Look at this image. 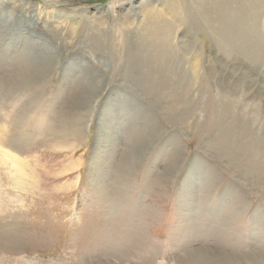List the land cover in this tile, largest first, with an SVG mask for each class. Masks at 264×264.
<instances>
[{"label":"rangeland","instance_id":"1","mask_svg":"<svg viewBox=\"0 0 264 264\" xmlns=\"http://www.w3.org/2000/svg\"><path fill=\"white\" fill-rule=\"evenodd\" d=\"M126 1L0 0V92L11 96L0 102V150L16 154L28 178L21 190L0 151V264H201L206 256L262 264L264 168L246 164L242 148L221 151L234 136L212 139L201 107L212 101L214 108L217 91L223 92L249 126L244 144L264 139V0H254L263 6L258 11L230 3L221 22L211 0H190L199 15L212 13L207 28H229L226 44L193 35L188 18L174 22L173 46L177 53L190 50L181 67L192 82L178 108L196 106L192 117L165 109L172 89L139 91L122 72L121 43L144 40L148 10L175 21L165 0H133L138 18ZM121 30L130 32L128 42ZM90 32L103 47L87 42ZM241 33L263 39L258 61L251 55L259 50ZM31 60L40 62V78L29 89L26 82L15 88L14 73L31 69ZM42 60L48 61L41 77ZM94 84L111 88L102 93L98 87L102 99L92 111ZM20 92L27 96L20 100ZM109 94L119 109L147 107L157 131L150 146L151 132L136 110L108 109L110 130L101 125L99 110ZM136 144L140 162L124 173L121 154Z\"/></svg>","mask_w":264,"mask_h":264},{"label":"bare ground","instance_id":"2","mask_svg":"<svg viewBox=\"0 0 264 264\" xmlns=\"http://www.w3.org/2000/svg\"><path fill=\"white\" fill-rule=\"evenodd\" d=\"M72 1H74V0H72ZM132 1L133 0H128V1H126L125 4H130V7L132 8L131 12L135 16V18H138V17H140V13L137 11V8L135 7V5L133 4ZM165 1L164 2L168 6L167 7L168 12H169L168 14L171 15L175 21L171 22L166 18V16L157 15V13L154 9H152L151 11L148 10L144 14V17L142 18V23H143L142 32L146 33L144 40L139 38V39H137V42H136V40L134 38V42L136 44H126V43L123 44V43H121V53H120L122 55L121 60H123L122 62L125 63L122 72H128L130 74L131 78L133 79L131 81H135V83H136L135 89L138 88L139 91H141V89H143L144 91H146V93H148V92H154L155 90L156 91H159V90L165 91L168 89H172L169 91H173V93H171V94H169V96H167V98L169 97L168 102H169L170 106H165V109L173 110L176 113L180 112V114L184 112L186 114L185 117L186 116L192 117L193 113L196 110H198V108L196 106H188L189 107L188 111H186V109H185L187 106H183L182 108L181 107L178 108V106L180 104H182V103L185 104L184 96H185V94L189 93V91L192 87V82H190L191 80H189V76H188L189 73L185 74L186 71L184 72L183 71L184 69L181 67L182 66V64H181L182 59L187 57V54L190 50L189 49L186 50L185 47H180L179 52L177 53V51L174 49V46H173V35H174L175 31L177 30V27L174 24V22L176 24L180 23L181 25H183L188 18L189 22H190L189 26L194 31L193 35L194 34H201L204 37L203 41H205V39H206L209 43H210V40H212L214 42L220 41L221 44H226V42H224V36H222V35H225V33H229V28H228V26L223 27V31H224V29L228 28L224 32H220V31L217 32V31H214L212 28H207L208 25H211L212 13H208V10H207L202 15L201 14L199 15L197 13V11L194 9V4H193V2H191L192 0L191 1L185 0L186 6L184 8H183V6H182L183 4L180 2V0H165ZM211 1L214 3L213 8H214L216 14H218V9L220 10V13H219L220 16L215 18L216 21L218 20L220 22L223 21L222 14L225 12V10L227 9V5H229L230 3L237 2V3H242L243 5L245 3V4H247V7H251L252 11H258L260 8L263 7V6H261L262 4L260 2H258V4H256L255 3L256 1L254 2V0H250V1L249 0L248 1L247 0H238V1H236V0H211ZM245 1H247V2H245ZM251 1H252V3H250ZM219 4H222V7ZM217 6H218V8H217ZM227 10H229V9H227ZM134 11H137L138 14L134 13ZM119 33H120V35H123L122 37L124 38V40L126 38V42H128L130 32L126 31V30H121V31H119ZM221 36L223 37V41H221ZM244 38L245 39L247 38V40L244 42H249V45L251 44V46L254 49L259 50V51L254 50L253 55H251V59L258 61L259 55L261 52L260 43L263 42L262 41L263 39L261 40L260 36L258 34L257 38L260 39L259 40L260 43L259 42L257 43L258 40L256 41V39H255L253 41L254 38L251 37L250 33L248 35L244 36ZM85 39L87 40L88 43H92L94 47L95 46L96 47H100V46L103 47L104 40L103 39L100 40V38L96 39V37L93 35V32H90L89 34H87L85 36ZM110 47L111 46L109 45L108 48H110ZM144 48L146 49V53L144 51ZM35 61H37V60H34V61L31 60V62H29V63H31V65H33V67L31 69L27 68L25 71H23V70L20 71L18 69L14 73L15 78H14V81L13 80L12 81L16 85L15 88H17V84H18V87L24 86L25 82H26V88H28V89L31 85L36 84L35 76L38 73L39 68L37 66L40 67V62L38 63ZM47 61L48 60H42L41 61L42 68H43V66H45V63H47ZM29 63H27V64H29ZM179 66L181 68H179ZM136 70H137V72H136ZM103 71H105V70H103ZM43 72H44V68L42 70V73H40V74H42L41 77L43 76ZM139 72L143 73V75H141ZM139 75H140V77H139ZM36 77H38V76H36ZM105 77H106V75H105ZM38 78H40V77H38ZM11 79H12V77H11ZM91 79H93V78H91ZM106 80H108V79H106ZM106 80H105V82H106ZM142 81H143V83H142ZM91 82H85L81 86H83L85 84L86 85L93 84ZM141 84L143 86H140ZM112 85H113V83H112ZM98 87L101 89V91L102 90L105 91L107 88L108 89L111 88L110 85L102 86L100 84H94L93 88H91V90L89 91L90 95H91V99L93 98V100H94V103L92 106L93 107L92 111H94V109L96 108L95 105L97 104V101H100L102 99L101 96H102L103 91H102V93L99 92L100 95H99V93L95 94ZM127 87L129 88V86H127ZM12 88L14 89V86ZM20 88H18V89L21 91L22 88L21 89ZM30 90H32V89H30ZM24 92H20V93H22L20 100L27 96V93L24 94ZM83 92H85V90L82 91V93ZM112 92H114V91H109L108 93H112ZM217 92H219V93L217 95L218 97L216 99V106L214 108H212V106H210V102H212V101H209V104L207 106L201 107L202 108L201 110H203V112H205L207 117H208V120H209L208 124L210 125L212 132H213L212 139L215 140L218 137H220V138L224 139L223 141L225 142L228 139L229 135L234 136L235 137V138L233 137L234 139L230 138V141L229 140L226 141L229 143H225L224 145H222V147H220L221 151L224 150L226 153L227 152L226 150L231 149V150H235L236 154H238L237 151L240 148H242L243 153H244L243 155H245V157H246V159L244 160L246 162V164L247 163L250 164L251 167L264 168V139L258 140L255 137L256 141H252L251 143L248 142V143L244 144V141L242 140V138H246L247 136H249L248 129H247V128H249V126L247 125V122H244L243 117L242 118L238 117L233 113L232 107L230 106L229 99L227 98V96L225 94H223V92L221 93V91H219V90ZM82 93H81V95H82ZM23 94L25 95V97ZM95 95H96V97H95ZM144 95H145V93H144ZM109 96H110V94L107 96L105 103L101 106V110H99L101 117H104V119L101 121V125L103 124L102 126L107 131L110 130L111 121H112L113 117H111L110 114H105L104 112L107 111L108 109L118 110L119 106H120V105L119 106H114V105L112 106L111 102H110L111 99H108ZM3 98L10 99L11 96H9V95L4 96L0 92V102L3 103V105H4L5 103L3 101ZM84 98H85V96H84ZM20 100H19V102H20ZM23 101H25V100H23ZM79 103H80V101H79ZM83 103H85V102H83ZM7 105L15 106L16 103L12 102V104H7ZM36 105H37V103H36ZM104 105L106 106V108H104L105 107ZM26 106H27V104H26ZM130 106H133V105L132 104L131 105L129 104V106L124 105L118 111H121V109H124L129 114L132 113L134 110L137 111L135 113L140 112V115H139V120L141 121L140 124L142 125V127H144L143 129H145V131L147 133L151 132V137H150L149 141H147V147H148V146H150V144L154 140V138L157 137V131H155L154 129L151 130L152 128H154L153 123L151 121V114L148 112L147 107H145V109L142 110L138 106L132 107L130 109ZM21 107L22 106H18L19 114H21L23 112L22 110L19 109ZM163 109L164 108H162L161 106L159 107V110L162 111ZM13 110H15V108ZM13 112H15V111H13ZM186 119L187 118H184V120H186ZM228 122H230L231 125H227ZM75 137L78 139V132L75 133ZM1 141L3 142L4 139H2ZM227 146H229L230 148H227ZM1 152L5 156L8 157V160L11 162V167L14 168L15 173L17 174V175H14L17 177H14L15 180H12V181H14L17 186L21 185L22 186V187H20L21 190H23V189L25 190V187L27 186L28 178H27V175L24 173L25 168L21 164L22 161L20 160V158L17 157L16 154L11 153V151H5L4 150ZM138 152H139V147L136 144L135 147H134V145L133 146L130 145L128 147V149L124 153L121 154L122 155L121 158H123V159H121V161H122L121 165H123V168H125L124 173L126 172V170L130 169L134 165L139 164L140 153H138ZM193 161H191V163H190V167L192 169H194L196 167L194 165V163L195 162H196L195 164L198 163V160H195L194 162ZM21 165H22V167H21ZM188 173L193 174L192 171H189ZM162 177H163V175H162ZM29 178L32 179V177H29ZM259 258H260V262H262V264H264V256L263 257L261 256ZM259 258H257V260ZM223 262H224V260H222V259H219V258L218 259H210L209 257L206 256L205 258H202L201 264H223Z\"/></svg>","mask_w":264,"mask_h":264}]
</instances>
